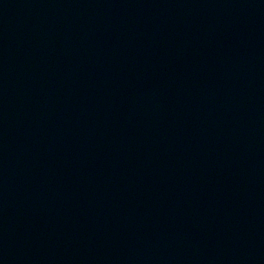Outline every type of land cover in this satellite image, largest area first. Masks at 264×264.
I'll use <instances>...</instances> for the list:
<instances>
[{
    "label": "water",
    "instance_id": "obj_1",
    "mask_svg": "<svg viewBox=\"0 0 264 264\" xmlns=\"http://www.w3.org/2000/svg\"><path fill=\"white\" fill-rule=\"evenodd\" d=\"M0 264H264V0H0Z\"/></svg>",
    "mask_w": 264,
    "mask_h": 264
}]
</instances>
